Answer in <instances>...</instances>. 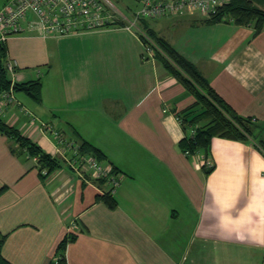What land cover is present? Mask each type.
I'll return each instance as SVG.
<instances>
[{
	"label": "crops",
	"instance_id": "obj_1",
	"mask_svg": "<svg viewBox=\"0 0 264 264\" xmlns=\"http://www.w3.org/2000/svg\"><path fill=\"white\" fill-rule=\"evenodd\" d=\"M206 20L197 11L168 15L153 19L151 30L258 124L256 140L214 137L208 155L181 150L176 111L196 97L145 52L139 28L7 40L14 100L2 118L63 166L42 178L35 157L13 153L18 142L0 133L5 258L51 264L59 243L74 236L64 251L67 264H263L264 30ZM37 79L41 101L15 89ZM43 124L104 153L102 161L122 180L112 195L115 208L101 199L108 183L72 169V152ZM204 158L215 165L209 172Z\"/></svg>",
	"mask_w": 264,
	"mask_h": 264
},
{
	"label": "trees",
	"instance_id": "obj_2",
	"mask_svg": "<svg viewBox=\"0 0 264 264\" xmlns=\"http://www.w3.org/2000/svg\"><path fill=\"white\" fill-rule=\"evenodd\" d=\"M206 21L208 23L232 21L236 25L252 26L255 29V34H259L264 30V0H228ZM146 34H141V37L145 44L153 42L154 56L196 97L193 105L184 110L176 111L184 132L179 143L184 153H188L187 155L190 156L199 151H204L208 155L214 137L242 141L250 138L256 140L255 128L258 124L255 119L244 117L235 111L212 87L197 66L174 46L165 39L158 37L151 29ZM7 55L6 43L0 42V91L8 89L11 85V79L6 68ZM15 89L25 90L35 100H42V81L40 79L17 83ZM0 133L10 136L18 142L17 147L11 148L13 153L20 154L26 151L30 156L37 158L38 169L42 178H47L52 172L63 166L61 159L44 151L38 143L23 135L19 129L9 125L1 117ZM258 143L264 148V141L259 140ZM80 146L83 153H92L100 160L104 159V153L88 141H83ZM113 169L117 172L115 167ZM211 170L207 169L208 172ZM101 199L105 200L111 208L116 207V201L112 195L108 194ZM6 236L0 230V264H13L5 258L2 252ZM72 239L74 236L65 237L59 243L58 259L51 264H67L64 251Z\"/></svg>",
	"mask_w": 264,
	"mask_h": 264
},
{
	"label": "built area",
	"instance_id": "obj_3",
	"mask_svg": "<svg viewBox=\"0 0 264 264\" xmlns=\"http://www.w3.org/2000/svg\"><path fill=\"white\" fill-rule=\"evenodd\" d=\"M141 4L133 17L127 16L117 7L114 0H10L0 11V42L6 43L13 35L35 34L42 38L62 37L80 32L92 31L108 26L137 27L141 19H157L168 15H183L199 12L209 18L228 0H137ZM145 52L154 56L153 42L145 44ZM9 71L14 64L9 62ZM14 100V87L0 91V117L5 115L6 107ZM44 131L57 137L72 152L68 162L78 172L91 173L96 179L109 185L108 194L115 195L121 185L120 175L113 166L100 160L92 153H83L81 146L67 141L61 133L48 124ZM188 154V153H187ZM37 160V158H35ZM206 169H213L214 163L203 159ZM46 173V172H45ZM56 258L55 261H57ZM264 264V262H263Z\"/></svg>",
	"mask_w": 264,
	"mask_h": 264
},
{
	"label": "rangeland",
	"instance_id": "obj_4",
	"mask_svg": "<svg viewBox=\"0 0 264 264\" xmlns=\"http://www.w3.org/2000/svg\"><path fill=\"white\" fill-rule=\"evenodd\" d=\"M9 1L10 0H0V11L4 9ZM114 2H116L117 7L129 17H133L134 13L141 8V4L137 0H114ZM154 23L153 19H141L137 22V28L146 34L153 28Z\"/></svg>",
	"mask_w": 264,
	"mask_h": 264
}]
</instances>
